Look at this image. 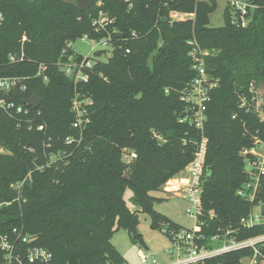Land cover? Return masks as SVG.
<instances>
[{"label":"trees","instance_id":"16d2710c","mask_svg":"<svg viewBox=\"0 0 264 264\" xmlns=\"http://www.w3.org/2000/svg\"><path fill=\"white\" fill-rule=\"evenodd\" d=\"M69 1L2 3L0 77L29 78L28 91L16 102L23 105L38 96L41 106L29 108L27 115L0 108V150H8L0 153V204L11 203L0 210V234L22 231L31 239L27 246L50 252L53 264H127L111 243L118 229L127 230L134 242L141 239L138 211L128 206L127 190L130 203L150 216L153 228L180 229L154 210L163 199L152 193L194 161L205 138L202 232L208 237L230 232L238 241L263 236L264 225L245 229L241 222L264 204V179L254 202L237 192L248 181L240 152L251 148L255 137H264V125L240 107L241 96L250 100L252 85L264 86V0H241L254 7L246 27L233 25L226 12L225 25L217 29L210 26L217 9L212 1L98 0L101 5L86 12ZM100 10L115 19L118 30L113 58L97 63L89 83L76 87L58 62L68 42L106 37L93 27ZM171 13L194 18L172 22ZM132 33L137 37H129ZM190 40L202 50L219 51L204 57L219 86L211 94L203 132L180 122L182 94L196 75ZM12 54L22 61L10 64ZM40 64L47 66V83L37 77ZM76 91L93 101L91 124L82 132L73 128ZM8 96L0 91V100ZM81 136L80 144H66L67 138ZM125 149L137 154L129 165L122 160ZM58 153L63 159L47 166ZM29 175L19 197L11 186ZM257 249L264 255V242ZM253 256V250L243 249L204 264H242Z\"/></svg>","mask_w":264,"mask_h":264},{"label":"built area","instance_id":"2783aa9c","mask_svg":"<svg viewBox=\"0 0 264 264\" xmlns=\"http://www.w3.org/2000/svg\"><path fill=\"white\" fill-rule=\"evenodd\" d=\"M130 2L131 0H124ZM3 0H0V26L5 21V16L2 11ZM229 6L231 4L233 8L232 24L237 27H246L245 17L247 18L249 9H254L248 3L241 0H228ZM98 6L101 5L99 2ZM132 5H130V9ZM181 15L182 20L187 21L194 15L174 13L173 17ZM236 16H241L240 21L236 19ZM188 18V19H187ZM192 19V18H191ZM232 19V18H231ZM173 21V19H172ZM93 27L97 34L106 33V37L101 39H93L89 36H84L83 39L78 41L83 43H91L94 45H100L104 48H110L112 54L115 50L114 35L118 33L115 27V19L108 13L100 10L98 16L93 20ZM131 38H136L137 34L132 33ZM74 42H68L62 52L58 67L60 70L69 77L77 87L78 85H86L90 81L91 73L94 66L99 61L93 60L88 57H84L80 54L73 55ZM190 44H193L190 42ZM194 44H196L194 42ZM197 45V44H196ZM198 46V45H197ZM95 47H91V53H96ZM130 53V50L127 51ZM206 51H199L195 49L190 53V58L193 61V71L195 72V78L188 85L187 89L182 94V101L185 104V111L180 118V122L189 123L196 129L203 132L206 122L208 121V106L211 101V94L219 86L218 80L214 79L207 72L204 60L200 57L209 56ZM22 57L19 54H12L9 56L8 61L10 64L19 63ZM47 66L40 64L38 68L37 77L41 78L43 82H48V76L46 74ZM29 78L18 76H4L0 77V91L8 97L0 100V108L6 112H14L16 114L29 113V107L24 103L18 105L16 97L18 94H22L28 91ZM251 98L250 100L245 96L240 97V107L246 108L247 112L255 114L258 120L264 125V101H261V97L255 86H251ZM11 96V97H10ZM15 99V100H14ZM93 105V101L89 97H81L80 92L76 91L75 97L72 102V113L75 116L73 128L78 131H83L91 124V118L89 117L88 108ZM27 107V108H26ZM235 118V117H234ZM39 131H44V126L38 128ZM159 141H162L160 137L155 135ZM82 142V136L78 139L67 138V145L80 144ZM208 141L203 138L197 145V151L195 152L194 161L190 163L184 171L177 177H182L183 180L170 181L166 184L169 188L179 187L182 188L185 196L184 198L190 203L191 207L187 209L186 215L195 219L196 226L193 230L186 229H168L164 227L162 231L169 236L171 240V251L168 252L166 264H204L205 261L212 259L216 256L223 255L229 252L240 251L243 249H251L254 251V256L242 260V264H264V255L257 249V245L264 242V235L245 240L238 241L235 237H229L230 232L225 235H215L208 237L202 232V227L205 222L201 220L204 216L202 206V192H203V179L205 176V164L207 156ZM124 156L130 162L137 158V154L129 149L124 150ZM242 156L245 158V171L248 177V181L238 190L237 194L241 198L254 202L258 191L262 186V180L264 179V137L257 136L254 138L251 148H247L242 152ZM53 158H55L53 160ZM62 154L58 153L50 157L47 166H51L57 160H62ZM51 161H54L51 163ZM187 174L186 177H183ZM31 179V175L25 181L12 185V189L16 190L18 196H22L23 189L27 180ZM178 197H182L181 193L177 194ZM9 203L0 204V210L8 206ZM259 207L260 211L256 212L255 208ZM264 204L259 203L256 205L249 216L244 218L241 222L242 227L245 229H252L257 226L264 225ZM219 243V244H218ZM31 244V239L28 236H24L22 231L14 229L11 235L0 234V264H53V255L45 249L27 246ZM221 245L216 247V245ZM141 264H159L157 260L146 254L144 251L138 252ZM260 260V261H259Z\"/></svg>","mask_w":264,"mask_h":264},{"label":"rangeland","instance_id":"374dc122","mask_svg":"<svg viewBox=\"0 0 264 264\" xmlns=\"http://www.w3.org/2000/svg\"><path fill=\"white\" fill-rule=\"evenodd\" d=\"M200 1L201 2L212 1L216 4L217 9L215 13L211 15V19H210L211 20L210 26L212 28L217 29L225 25V13L226 12L230 14V17L233 14L232 12L233 8L231 4L229 6L228 0H200ZM227 8H229L230 10H227ZM253 11L254 9H250L251 15ZM173 14L174 13L170 14L171 21L173 19L172 22L183 19V16L181 15L173 17ZM240 17L241 16H236L235 20L238 19L240 21ZM191 18L193 19L194 17L192 16ZM231 18H232L231 20H233V17ZM250 19H251V16L247 18L245 17V24H248ZM79 39L81 40L83 39V37ZM72 42L76 43L74 45V51L72 52L73 55L80 54V55H83L84 57L90 56L91 59L93 60L97 59L100 63H108L113 58V54L111 53L112 50L110 48H104L103 46L94 45L91 43H83V42L78 41V39L72 40ZM190 42H192L193 44H190ZM194 42L196 43V41H192V40L188 41V45L192 47L189 52V57H190V53H192L195 49H198L199 51H203V52L206 51V53H208L209 56H217L219 54V51H216V50H202L199 48V46L196 45L197 43L194 44ZM91 47H95V50L97 51L95 55L94 53H91ZM206 53L204 54L206 55ZM200 57L204 60V57L206 56L201 55ZM63 74L65 75V73ZM67 78L70 81H72L69 77ZM256 90L258 91V94L261 97V101H264V86H259V88H257ZM154 135H157V133H155ZM244 150L245 149L241 150L240 152L241 155ZM0 153L8 154V150H6L5 148H2L0 150ZM54 159L55 158H53V160ZM122 160L127 165L131 163L129 160L127 162V158L124 156V153L122 155ZM53 162L54 161H51V163ZM130 169H131L130 166L129 167L127 166V169L125 172L126 175H129ZM186 176L187 174L183 175V177H186ZM175 180L182 181L183 178L180 176L178 178L176 176L171 179V181L173 182ZM14 191L17 193L16 190ZM178 193H181L182 197H178L177 196ZM152 195L157 199H163L154 205V210H156L161 215L165 216L170 221L177 224L180 227V229L193 230L195 228L196 226L195 219L190 218L186 215V211L187 209L191 207V205L184 198L185 193L182 188L174 187L171 189L168 186L164 185L163 188L159 192H154L152 193ZM131 197H132V191L127 190L125 199L128 203V206L132 209L133 212L138 211L139 224L137 227V231L141 235L140 241H143L146 247L144 248L143 246H141L139 243L140 241L134 242L130 234L128 233V231L125 229H118L115 232L114 236L112 237V241H111L112 245L119 251V253L121 254V256L123 257V259L125 260L127 264H141V261L138 256L139 250H142L146 254L153 256L159 264H166L167 263L166 256L168 252L171 251V245H172L169 236L166 235L161 229L152 227V220L150 216L147 213L140 211L138 208L133 207V205L130 203ZM9 205H11V203H9ZM255 211L259 212L260 208L256 207ZM218 244L216 245V247L221 246Z\"/></svg>","mask_w":264,"mask_h":264},{"label":"water","instance_id":"95a60500","mask_svg":"<svg viewBox=\"0 0 264 264\" xmlns=\"http://www.w3.org/2000/svg\"><path fill=\"white\" fill-rule=\"evenodd\" d=\"M65 2L70 3L69 0H65ZM97 2L98 0H76L75 4L80 11L86 12L91 9ZM25 104L29 108L38 109L41 106V99L38 96H34L31 99L26 100ZM139 243L144 248L146 247L143 241H140Z\"/></svg>","mask_w":264,"mask_h":264},{"label":"crops","instance_id":"0c3cea01","mask_svg":"<svg viewBox=\"0 0 264 264\" xmlns=\"http://www.w3.org/2000/svg\"><path fill=\"white\" fill-rule=\"evenodd\" d=\"M132 210V209H131Z\"/></svg>","mask_w":264,"mask_h":264}]
</instances>
